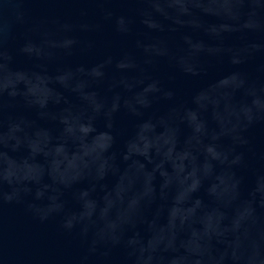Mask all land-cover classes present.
<instances>
[{"label":"water","instance_id":"1","mask_svg":"<svg viewBox=\"0 0 264 264\" xmlns=\"http://www.w3.org/2000/svg\"><path fill=\"white\" fill-rule=\"evenodd\" d=\"M0 264H264V0H0Z\"/></svg>","mask_w":264,"mask_h":264},{"label":"clouds","instance_id":"2","mask_svg":"<svg viewBox=\"0 0 264 264\" xmlns=\"http://www.w3.org/2000/svg\"><path fill=\"white\" fill-rule=\"evenodd\" d=\"M168 95H169V96H171V94H170V93H169Z\"/></svg>","mask_w":264,"mask_h":264}]
</instances>
